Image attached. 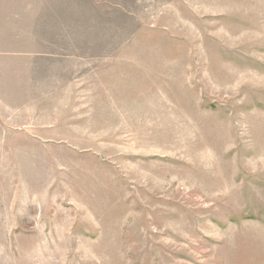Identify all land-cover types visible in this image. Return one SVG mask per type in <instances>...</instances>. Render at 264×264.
<instances>
[{
  "label": "rangeland",
  "instance_id": "374dc122",
  "mask_svg": "<svg viewBox=\"0 0 264 264\" xmlns=\"http://www.w3.org/2000/svg\"><path fill=\"white\" fill-rule=\"evenodd\" d=\"M0 264H264V0H0Z\"/></svg>",
  "mask_w": 264,
  "mask_h": 264
}]
</instances>
